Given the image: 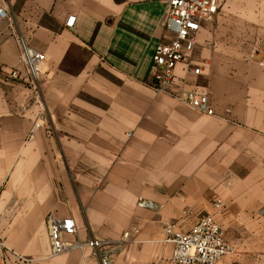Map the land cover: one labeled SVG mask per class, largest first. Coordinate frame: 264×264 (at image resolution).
I'll return each instance as SVG.
<instances>
[{
  "label": "crops",
  "instance_id": "obj_1",
  "mask_svg": "<svg viewBox=\"0 0 264 264\" xmlns=\"http://www.w3.org/2000/svg\"><path fill=\"white\" fill-rule=\"evenodd\" d=\"M0 3V235L12 248L32 264H85L80 251L51 257L53 215L76 222L72 240L132 232L113 264H169L165 226L188 231L220 199L235 252L218 264H264V68L249 62L264 49V0H222L197 38L202 76L176 70L215 116L153 89L154 48L171 36L159 4ZM18 36L44 55L37 90L8 78L24 71Z\"/></svg>",
  "mask_w": 264,
  "mask_h": 264
},
{
  "label": "built area",
  "instance_id": "obj_2",
  "mask_svg": "<svg viewBox=\"0 0 264 264\" xmlns=\"http://www.w3.org/2000/svg\"><path fill=\"white\" fill-rule=\"evenodd\" d=\"M159 4L163 9L161 26L171 36L154 48L150 75L152 87L157 93L166 94L197 112L206 116H215L209 92L199 85L187 86L179 78L176 70L184 66L185 73L194 79L202 76V68L195 61L197 38L207 23L212 22L220 13L221 0H145ZM9 19L6 6L0 3V25ZM76 20L70 18L68 26L73 27ZM20 56L19 62L24 71L12 70L8 78L25 81L37 90L44 67V55L30 47L21 36L17 37ZM263 55L261 60L258 57ZM250 63L264 68V49L256 47L250 54ZM34 131L41 128L34 124ZM138 207L158 211L152 202L139 200ZM222 200L213 202L215 213L198 216L196 223L183 231L174 223L165 226V243L173 245L169 264H218L235 252L227 241L226 232L217 221L216 215L222 211ZM187 214V212H185ZM51 257H57L71 251H80L85 264H113L121 250L132 241V232H125L117 240L92 238L72 240L78 236V227L72 218L60 219L49 215L46 220ZM139 231L136 230L134 234ZM28 258L12 248L0 235V264H32Z\"/></svg>",
  "mask_w": 264,
  "mask_h": 264
},
{
  "label": "trees",
  "instance_id": "obj_3",
  "mask_svg": "<svg viewBox=\"0 0 264 264\" xmlns=\"http://www.w3.org/2000/svg\"><path fill=\"white\" fill-rule=\"evenodd\" d=\"M124 1H126V0H116V2H118V3H122Z\"/></svg>",
  "mask_w": 264,
  "mask_h": 264
},
{
  "label": "rangeland",
  "instance_id": "obj_4",
  "mask_svg": "<svg viewBox=\"0 0 264 264\" xmlns=\"http://www.w3.org/2000/svg\"><path fill=\"white\" fill-rule=\"evenodd\" d=\"M221 2H222V0H221ZM44 69V68H43Z\"/></svg>",
  "mask_w": 264,
  "mask_h": 264
},
{
  "label": "bare ground",
  "instance_id": "obj_5",
  "mask_svg": "<svg viewBox=\"0 0 264 264\" xmlns=\"http://www.w3.org/2000/svg\"><path fill=\"white\" fill-rule=\"evenodd\" d=\"M44 68V67H43Z\"/></svg>",
  "mask_w": 264,
  "mask_h": 264
}]
</instances>
